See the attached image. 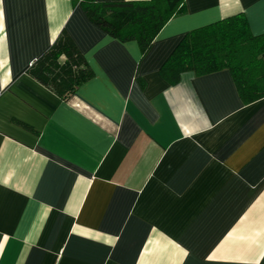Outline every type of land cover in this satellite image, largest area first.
<instances>
[{
    "label": "crops",
    "instance_id": "obj_1",
    "mask_svg": "<svg viewBox=\"0 0 264 264\" xmlns=\"http://www.w3.org/2000/svg\"><path fill=\"white\" fill-rule=\"evenodd\" d=\"M81 1L0 0V264H264V97L160 74L195 28L264 33V0H184L144 54ZM61 31L91 71L66 99L24 71Z\"/></svg>",
    "mask_w": 264,
    "mask_h": 264
},
{
    "label": "trees",
    "instance_id": "obj_2",
    "mask_svg": "<svg viewBox=\"0 0 264 264\" xmlns=\"http://www.w3.org/2000/svg\"><path fill=\"white\" fill-rule=\"evenodd\" d=\"M81 3L90 22L121 42L136 41L144 54L162 26L182 12L184 0H82ZM220 69L229 70L244 103L264 97V33L252 34L242 15L187 32L160 74L174 84L184 71L201 75ZM24 71L62 99L91 76L83 56L64 31Z\"/></svg>",
    "mask_w": 264,
    "mask_h": 264
}]
</instances>
